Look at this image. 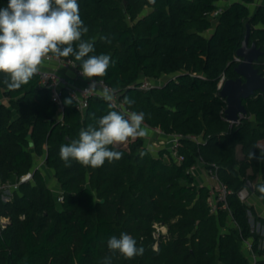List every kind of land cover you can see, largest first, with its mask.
Segmentation results:
<instances>
[{
  "label": "trees",
  "instance_id": "trees-1",
  "mask_svg": "<svg viewBox=\"0 0 264 264\" xmlns=\"http://www.w3.org/2000/svg\"><path fill=\"white\" fill-rule=\"evenodd\" d=\"M221 1H226L222 11L211 17ZM253 1L78 0L89 29L84 39L94 42L93 54L114 61L99 78L119 89L123 100H134L128 106L143 112L162 136L182 135L180 163L167 146L154 155L143 136L115 148L123 153L119 161L65 167L60 146L116 109L95 96L81 112L64 90L65 110L58 119L57 105L37 76L12 91L0 74V264H102L105 256L112 264H252L241 248L245 240L255 264H264V235L252 229L250 214L263 224L264 217L239 195L247 189L264 198L257 191L264 184V93L243 99L248 113L238 123L226 118V99L219 94L223 78L239 76L235 56L247 22L250 42L264 51V3L251 13ZM7 4L0 0V8ZM255 66L264 75V52ZM148 80L160 83L142 88ZM201 161L215 167L230 190L227 207L221 203L215 212L208 202L210 186L190 170ZM49 170L59 194L48 184ZM28 172L32 177L5 200L1 186ZM2 217L9 219L5 227ZM158 224L167 232L156 237ZM122 232L144 247L142 256L128 260L109 251L107 240Z\"/></svg>",
  "mask_w": 264,
  "mask_h": 264
},
{
  "label": "clouds",
  "instance_id": "clouds-1",
  "mask_svg": "<svg viewBox=\"0 0 264 264\" xmlns=\"http://www.w3.org/2000/svg\"><path fill=\"white\" fill-rule=\"evenodd\" d=\"M88 31L78 0H8L7 6L0 8V74L4 75V85L12 91L20 89L40 72L46 59L52 58L73 57L86 79L106 76L114 61L108 54H93L94 42L84 39ZM101 39L111 43L108 37ZM68 63L76 66L72 61ZM98 84V80H92L84 92L99 95L113 108L115 90L98 88ZM65 103L72 104V99ZM123 103L131 106L135 101L125 97ZM144 116L143 112L110 110L94 124L81 128L78 138L60 146L59 156L65 167L77 162L99 168L106 161H119L123 153L115 148L145 135ZM250 158H255V152L250 153ZM257 191L264 194V184L258 185ZM107 248L128 260L145 251L126 232L111 236ZM102 264H112V257L105 256Z\"/></svg>",
  "mask_w": 264,
  "mask_h": 264
},
{
  "label": "built area",
  "instance_id": "built-area-1",
  "mask_svg": "<svg viewBox=\"0 0 264 264\" xmlns=\"http://www.w3.org/2000/svg\"><path fill=\"white\" fill-rule=\"evenodd\" d=\"M224 4H226V1L219 2L218 7L213 12H211L210 16L215 18L222 11V7ZM235 60L240 62L241 58L236 55ZM68 61H72V63L75 64L76 66L73 67L72 64L68 63ZM36 76L38 77L39 86L42 88H47L50 91L52 100L57 105L58 119L63 118V114L65 110V106L63 103V96H62L64 90L68 91L71 98L75 101L76 107L81 112H84L86 110V108L90 103V99L92 97L95 96L100 97L99 95H89L88 93L84 92V90L89 87V84L92 83V80H98L99 82L98 88L100 87L102 89L104 87H107L109 89L115 90L114 99L111 103L117 111H122V112L134 111L127 104L123 103V99L120 97L119 89L113 88L112 86L108 85L103 79L100 78L93 77L92 80L84 78L81 75L80 67L73 59L70 58L46 59L41 67L40 72ZM223 82H224V78L219 83L220 88ZM159 83L160 82L148 80V81H144L141 87L145 89H151L152 87L158 85ZM2 100L3 99L0 96V103L2 102ZM242 116L243 114H241V117ZM239 120L231 123H238ZM142 128L150 129L153 132H157L161 136L162 138L161 140L165 143V146L169 148L171 155L176 159L177 162L179 163L182 162L184 157L179 153V145L182 135L172 134V135H166L164 137L162 135H164L165 133L160 127H151L145 122V120L143 121ZM191 138H193L196 141H200V138L198 136L192 135ZM200 168L205 171L209 180L211 181V184H209L211 188V195L208 199V202L212 210L215 212L219 204L221 203L223 204V207H227V196L230 193V190L228 186L219 179L216 168L215 167L206 168L204 162L201 161L197 165L192 166L190 170L196 173L197 170ZM31 177H32V172H28L27 174L21 177L20 181L15 183L3 184L1 188L4 191L12 192L13 188H17L19 183L29 180ZM239 195L243 201H248L249 191L247 189H243L242 191H240ZM10 198L11 196L5 200H9ZM59 200H62L61 196H59ZM8 221H9L8 218L2 217L1 218L2 227H5ZM155 236L159 237L157 236L156 232H155ZM245 241L248 244L249 248L252 250L251 242L249 240H245ZM254 257L256 262V256L254 255Z\"/></svg>",
  "mask_w": 264,
  "mask_h": 264
},
{
  "label": "water",
  "instance_id": "water-1",
  "mask_svg": "<svg viewBox=\"0 0 264 264\" xmlns=\"http://www.w3.org/2000/svg\"><path fill=\"white\" fill-rule=\"evenodd\" d=\"M246 27L245 37L236 52L241 58L235 67L239 76L224 80L219 91V94L226 99L225 114L230 122H236L241 114L248 113L243 99L253 96L257 91L264 93V75L255 66L264 51L257 46L256 41L250 42L252 26L249 22L246 23ZM247 184L254 191L252 182L248 181Z\"/></svg>",
  "mask_w": 264,
  "mask_h": 264
},
{
  "label": "rangeland",
  "instance_id": "rangeland-1",
  "mask_svg": "<svg viewBox=\"0 0 264 264\" xmlns=\"http://www.w3.org/2000/svg\"><path fill=\"white\" fill-rule=\"evenodd\" d=\"M261 3H264V0H254L253 2L249 3L251 13H253L256 10L257 5H259ZM148 11H149V9H146L144 13H146ZM211 32H212V30L208 31L207 34H210ZM161 139H162L161 136L157 132H153V131H150V135L148 134L147 137L145 136V146L148 147V149L156 156H158L159 151L164 149V146H165V143ZM129 142H132V139H129V141L124 145H128ZM43 160L44 159L42 157L36 158L37 163L40 161L43 162ZM46 174L48 177L47 180H48L49 186L55 192H57L59 194V189H58L59 185L55 181L53 175L50 172H46ZM197 177L199 178L198 174H197ZM199 182H200V179H199ZM2 191H3L4 199H7L8 197L12 196V192L4 191V190H2ZM57 198L59 200V195ZM250 222H251V227L254 231L264 235V224L258 220H255V218L252 214H250ZM232 223H233V221H230L229 226H232L234 224V223L233 224ZM228 228H230V227L227 226L226 229H228ZM166 232H167V226L160 225V224L157 225V228H156L157 236L164 234ZM241 248L244 251V253L251 259V263L255 264V257H254L255 254L249 248L246 241L241 242Z\"/></svg>",
  "mask_w": 264,
  "mask_h": 264
},
{
  "label": "crops",
  "instance_id": "crops-1",
  "mask_svg": "<svg viewBox=\"0 0 264 264\" xmlns=\"http://www.w3.org/2000/svg\"><path fill=\"white\" fill-rule=\"evenodd\" d=\"M251 119L254 120L255 119V116L252 115L251 116ZM143 130L145 132L144 137L145 136L147 137L148 134L150 135V131H152V130L146 129V128H143ZM261 145L264 146V140L261 141ZM238 155L240 157L242 156V152H241V147L240 146H238ZM49 172L54 177L53 170H49ZM196 174H198L201 184H208V185L211 184V181L209 180L207 174L205 173V171L203 169H201V168L198 169L197 172H196ZM54 179L57 182V180H56L55 177H54ZM248 201H249V203H251L254 206L256 212L260 216L264 217V198H262V197H260V196H258V195H256L255 193L252 192L251 194H249Z\"/></svg>",
  "mask_w": 264,
  "mask_h": 264
}]
</instances>
